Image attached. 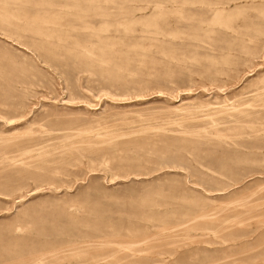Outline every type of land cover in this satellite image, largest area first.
Returning <instances> with one entry per match:
<instances>
[{"label":"rangeland","instance_id":"rangeland-1","mask_svg":"<svg viewBox=\"0 0 264 264\" xmlns=\"http://www.w3.org/2000/svg\"><path fill=\"white\" fill-rule=\"evenodd\" d=\"M0 264H264V0H0Z\"/></svg>","mask_w":264,"mask_h":264}]
</instances>
